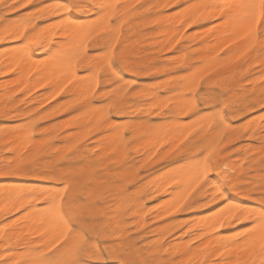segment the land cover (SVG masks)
<instances>
[{
    "label": "snow or ice",
    "instance_id": "obj_1",
    "mask_svg": "<svg viewBox=\"0 0 264 264\" xmlns=\"http://www.w3.org/2000/svg\"><path fill=\"white\" fill-rule=\"evenodd\" d=\"M132 7L136 12L126 14L128 6L114 4L112 0H97L96 3L56 0L55 4L47 0L42 4H37L35 0H10V3L0 0V21H3L0 23V46L11 42L7 55L16 62L10 71L18 76L27 72V79L42 77L40 88H48L53 80H57L55 87L58 91L53 93V99L62 95L77 80L81 83L87 81L86 73L77 76L80 55L86 49V42L97 38V44L106 41L103 48L94 46V54L102 57L95 67L101 72L106 69L101 95L108 99L97 101V104L106 107L98 108L96 118L87 125L95 127L101 144L109 134L119 135L121 132L118 121L127 119L128 89L135 84V79L128 80L126 76L128 65L136 61L132 59L133 53L127 51L126 45L121 42L124 24L128 23L129 15L139 13L140 9L152 12L161 6L139 4L137 0V5ZM121 8L125 9V13L120 12ZM163 8H172L181 24L167 45L169 50L176 48L172 57H179L184 52L181 41L192 46L190 35L186 37L183 33L192 29L193 25L216 31L194 46L204 48L211 43L206 51L195 52L193 57H185L183 61L169 58L171 66L178 69L169 75L178 80L179 85L170 89L175 94V101L170 99L156 106L155 114L169 116L174 110L175 114L185 117L182 127L186 134L182 133L173 140H169L167 135L162 140L158 138L147 153L149 159H145L140 167H145L152 159H167L169 162L149 177L154 185L159 182L161 186H167L165 191L171 189L169 196L163 198L168 202L165 209L167 215L174 217L176 213L187 212L194 206L212 204L215 219L209 227L213 235H207L205 229L193 232L185 245L179 246L177 241L178 246L171 251V242L165 244L159 238V248L155 243H146L143 237L147 233L134 222L141 213L147 216L152 207L164 209L160 201L148 208L141 207V202L150 199L152 192L142 195L141 200L135 203L130 202L133 199L131 196L122 202L117 201L119 212H122L119 219L115 205L101 214L97 209L108 201L93 203L85 198L79 191L82 173L74 170L77 166L70 162L57 166V158L70 161L67 154L61 156L57 149L55 155H44L28 146L14 162L7 165L12 169L14 163V170L0 175L34 176L49 182L59 179L60 183L28 188L0 184V213H18L12 215L10 222L4 223V231L0 232L4 247L0 264H264V156L260 157L257 171L253 165L257 154L240 161L238 158L244 155L238 151L241 145L228 147L226 143L231 142V135L241 133L248 139L259 129L261 152H264V71H260L259 81L254 75L243 74L249 66L264 67V0H184L183 3L177 0V6L165 4ZM21 9L27 11L22 12ZM81 11L94 13L91 23H78L82 17L75 14ZM55 12L66 14L58 17L60 23L50 27L33 23L37 19L53 16ZM8 13H18L19 16ZM159 15L166 13L160 12ZM167 15L171 17L172 14ZM140 18L156 25L162 23L152 16ZM203 21L208 23L203 24ZM221 30L224 32L223 39H215L216 32ZM254 60L256 63H253ZM17 68H20L19 72ZM90 71L93 70L86 69V72ZM139 71L146 72L147 69ZM256 83H259V88ZM99 87L100 80L94 73L88 94L94 95V89ZM31 91L29 89L25 97L31 95ZM136 91L132 88L133 93ZM20 92H24V88H20ZM80 95L85 94L81 92ZM162 95L168 96V92ZM85 107L91 108L92 105ZM254 111L258 114V121L249 117ZM237 117L244 118L239 128L236 127ZM228 128H232V132L226 137L223 133ZM128 135L132 136V132ZM137 142L133 140L127 146L131 148ZM91 146L98 148V144ZM52 147L55 148V145ZM113 152H116L115 148ZM157 153L160 155L157 156ZM228 153L235 155L227 159L237 160L231 169L225 159ZM100 155V151L95 153L97 157ZM114 158L109 157L110 160ZM141 159L144 157L141 156ZM80 163L83 164V161ZM45 164L49 165L47 169ZM66 168L73 171L65 172ZM193 170L195 179H186ZM146 182L141 180L125 192L131 193ZM159 194L157 190L156 195ZM190 199L194 202L189 203ZM29 201L40 203L37 206ZM34 212L39 217L38 225H33L35 238L30 230L26 231L27 225L21 219L32 216ZM158 215L161 219L165 218L163 211ZM152 220L155 222V217ZM226 226L230 230L228 236L211 243L217 236H223L216 229H225ZM9 229L11 234L6 236ZM186 231L191 232L192 229L187 228Z\"/></svg>",
    "mask_w": 264,
    "mask_h": 264
},
{
    "label": "rangeland",
    "instance_id": "obj_2",
    "mask_svg": "<svg viewBox=\"0 0 264 264\" xmlns=\"http://www.w3.org/2000/svg\"><path fill=\"white\" fill-rule=\"evenodd\" d=\"M91 1L92 0H86L87 3L97 2V0H93L92 2ZM6 2L10 3V0H6ZM35 2L37 4H42L45 2V0H35ZM47 2L55 4L56 0H47ZM73 2H78V0H73ZM180 2L183 3L184 0H180ZM112 3L117 5H127L128 9L126 14L136 12V9H134L132 6L137 5V0H131V1L112 0ZM139 4H145V5L155 4V5H160L161 7L159 9H153L152 12H147L144 9H140L139 13L135 15H129L128 23L124 24L123 27L124 31L122 29L124 35L121 37V42L125 44L126 41L124 42V38L125 36H128V38L130 39L129 42L133 47L132 48L130 46L133 56H135L134 54L135 50L139 49L140 54L142 53L141 54L142 56L147 57L150 60V63H154L157 67V70H153L147 74L132 73L130 71L126 73L128 80L135 79V84H133L134 86L132 85L128 89L130 91L129 92L130 95L128 97L129 104L126 106L127 119L126 120L122 119L118 121V123L121 124V132L119 133V135H115L116 133H111L107 137L103 138L104 143L101 144L97 139V130L95 129V127L94 126L92 128L87 127V125H89L91 121L93 122V120L96 118V110L98 108L103 109L106 107V105L104 104H97V101L108 99L107 96L101 95V89L105 87L103 77L105 75L106 69L105 72H101L98 68L95 67V65L101 60L102 57L94 54V46L103 48L106 45V41H100L99 44H97L98 38L93 39L90 42H86V49L80 55V66L78 67L77 76H80L81 73H86L88 83L83 88L78 90L79 92L75 91L74 93L73 91H70V88L73 86V84H70L68 88L64 90L62 95L56 96V98L53 99L52 95L55 91H58V89H54V87H48V88H42L43 90H41L40 92L39 90L40 87L34 86L32 87L31 95L25 97V93H27L28 90H24V92L20 93V88L22 87L18 86L12 88V92L10 93L9 97L0 96V109L1 110L7 109V106L9 105L12 112V116L10 117L0 116V139H1L0 143H2L1 145H3V146L0 145V158H1L0 164L7 166L10 162H14V160L18 158L23 152L24 150L23 148H26L28 146H32L33 148L41 151L44 155H55V151L59 149L61 156L67 154V157H70L71 159L70 161H65L57 158L59 159L57 160V166L60 162L61 163L70 162L71 164L77 166L76 169L74 170L82 173L79 191L84 193L85 198L91 200L93 203H100L104 199L108 201L107 204H102L97 209V211H99L101 214L108 212L111 209L109 207H113L114 205L118 206L117 209L119 212L120 206L116 205L117 201L122 202L123 200H126L129 198V196H131L133 197V199L130 202L135 203L136 201L141 200L142 195H147L149 192L153 193L152 197L146 201H142L141 207L148 208L149 206L154 205L155 201H160L162 204L167 202L163 198L169 196V194L171 193V189L165 192L164 189L166 185L163 188H161L162 186L159 184V182H157L154 185L153 180H150L149 177L152 176L155 170L160 169L163 164L168 163L169 161L167 159H160V160L152 159L145 167L142 168L140 167V165L141 163L144 164L145 159H149V157L146 155L151 150L153 144H155L158 138L162 140V138L167 135L168 138L170 137L169 140H173L176 139L177 137H180L182 133L186 134L184 133V129L182 127L183 121L186 119L185 117L175 114L174 110L172 113L169 114V116H164L163 113L160 114L159 116L155 114L156 106L162 105L163 103H166L170 99L175 101V94L172 93L170 89L178 87L179 81L173 79L169 75V73L177 71L178 69L171 66L169 58L172 59L178 58L183 61L185 57L188 58L193 57L194 56L193 52L203 51L200 48H196L194 46L199 44V41L203 39L205 34H203L202 32L206 28H202L199 25H193L192 29H188L186 32L183 33L186 37H189L190 35L192 46H188L187 44H185V41H181V45H184L185 48L184 52L180 53L179 55L180 58L172 57V53L176 51V48H172L171 50H169V47H167V45L172 35L174 34L175 30L180 29L181 24H180V19L175 17V13H173V9L172 8L165 9L163 8V5L170 4L173 6H177V0L175 1L139 0ZM31 7L32 6L30 5L29 8ZM21 11L26 12L27 10L21 9ZM166 11L167 13L172 12L171 17L167 15ZM120 12L125 13V9L121 8ZM160 12L166 13V15L160 16L159 15ZM153 13H156V15H153ZM8 15H13L17 17L19 16L18 13H8ZM75 15L78 17H83L84 21L82 18L81 20L78 21V23L85 25L91 23L94 13L82 11V12H77ZM60 16H66V14L61 12H55L53 16H46L44 20L37 19L33 23L37 25L46 24V26H51L54 22L57 23L58 21H60L58 20V17ZM141 16H152L153 19H159L161 20L162 23L160 25H156L153 24L150 20L141 19L140 18ZM170 18H171V23L169 22ZM54 20H58V21H54ZM50 22L52 23L49 24ZM0 23H3V21H0ZM207 23L208 22H205L203 24H207ZM153 28H156L157 31H152ZM193 29H195V31H193ZM128 32L129 34H127ZM168 33L169 35H167ZM196 33H199L200 35L197 34L196 36ZM165 36H167L168 39H164ZM10 43L11 42H6L4 46H0V53H2L5 50H6L5 52L7 53L9 51L8 45ZM181 45H177L176 47H180ZM145 49H148V51H145ZM4 53L0 54V56H3ZM117 55H119V53H117ZM132 59H134V57H132ZM253 63H256V61L254 60ZM101 67H104V65L101 64ZM86 69H92L93 71L86 72ZM158 71L160 72L158 73ZM260 71H264V67L258 68V67L249 66V68L243 74L254 75L256 81H259L261 79ZM94 73L97 74V78L100 80L101 86L99 88L94 89L95 92L94 95L91 94L87 95L88 93L87 90L92 83V76ZM150 74L151 76H149ZM3 79H8V77H3ZM255 86L259 88V83H256ZM132 88H136L137 91L133 93ZM49 89H52L53 92L49 91ZM153 89H156V91H152ZM0 91H1L0 95L5 92L4 89H1ZM80 92H83L86 96L80 95ZM164 92H168V96L162 95ZM49 94L51 96H49ZM79 95L82 97L79 98ZM94 96L96 97V99ZM84 98L88 101H85ZM85 105H92V107L86 108ZM80 109L83 110L80 111ZM27 110H32V112L30 111L28 117L26 116L15 117V115H17L19 111L24 112ZM164 111H168V109H164ZM257 115L258 114L254 111L249 114V117L255 118L253 120H258L256 119L258 118ZM137 117H140V119H137ZM241 120H244V118L243 117L236 118L237 128L240 127ZM138 123L143 126V129L141 132L134 133L131 130V126L133 124H138ZM84 124L86 126H84ZM20 129H26L28 131L27 132L28 138L20 142L19 141L13 142L12 138ZM63 130L66 131L63 133ZM129 132H132V136L128 135ZM231 132H232V128H228L226 131H224L223 134L224 135L227 134V137H229V134ZM195 134L196 133L194 132L193 135ZM57 135H59L60 137ZM55 138L57 139L55 140ZM61 139L64 141H62ZM229 139L231 141L230 143L226 141L228 147H231L232 144L241 145L238 151L243 152L244 155L238 158L240 161H246L250 159V155L252 154L258 155L257 160L253 162L255 169L258 171L260 167V157L264 156V152H261V142L259 141V129H257V131L254 132L251 135V137H249L248 139H245L243 134L241 133L231 135ZM133 140L138 142L132 144V147L129 148L127 144H130ZM3 143L5 145H7L8 143L9 144L5 146ZM13 143H15L16 145L19 143L18 145L20 146V148L18 147V150L16 149V151H12V149H14ZM21 144L24 145V147ZM92 144H98L100 149L99 148L93 149L91 146ZM53 145H55V148L52 147ZM72 145H75V147H73ZM3 147H6L7 149ZM70 148L72 149L71 152L68 151V149ZM114 148L116 149V152H113ZM136 149H139V151L137 152ZM9 150L11 152H9ZM97 151L101 152V155L98 157L95 156V153ZM161 152H163V149H161ZM73 153H75L76 155L73 156ZM11 155L14 157H12ZM159 155L160 153H157V156ZM234 155L235 153H228L225 158L227 159L228 156H234ZM110 156H113L115 158L110 160L109 159ZM140 156H143L144 159H141ZM41 157L44 158V156ZM177 159H179V157H177ZM82 160H83V164L79 162ZM227 162L229 169H231L233 165L237 163V160L227 159ZM47 165L48 164H45L44 168H48L49 165L48 167ZM69 171H73V169H67V172ZM192 173L194 174L195 171L193 170L189 174L192 175ZM190 175L189 177H191V180H194L195 177L193 178ZM193 176H195V174ZM33 178L34 177L16 178L14 176H7V177L0 176V184L15 182L16 185L20 186V184L22 183L21 185L25 187L26 185L24 184L29 183L28 185L29 187H40L46 184L49 185L50 183H56V184L60 183L59 179L53 182H49V181H40L37 178L34 179ZM141 180L147 182L141 184L139 189H133L131 193L125 192L126 189L132 188L133 185L139 184ZM86 183H88L87 186H85ZM129 183L130 184L133 183L131 185L132 187H130ZM173 187H175V185H173ZM89 189L93 191V195L87 193ZM157 190H159L160 193L159 195H156ZM121 193H124V195H121ZM195 198L203 199V197H195ZM193 202H194L193 200L191 199L189 200V203H193ZM39 203L40 201H37L38 205ZM166 208H164L163 211L165 217L164 219H161L160 215H158L159 208L152 207L151 210L148 212L149 214L147 215L148 218L144 216L143 213H141L139 219L134 222L141 224L140 230L147 233V235L143 237L146 243L151 242L161 246L160 243L157 242V238H159L165 244L171 242L172 247H174L177 245V241H180L179 242L180 246L185 245L188 242V238L192 237L193 232L200 231L201 229H205V230L207 229L206 230L207 235H210L208 234L209 228H207V226L209 227L214 222L213 220H211L212 217H215L211 215V214H215L212 213V209L214 208V205L212 204L197 205L192 207L187 212L181 211L176 213L174 217H170L167 215L165 211ZM155 210L157 211L154 212ZM207 212L208 215H206ZM3 215L4 214L0 213V232L4 231L3 228L4 223L11 221V217H12L11 215H18V213L11 215L5 214L4 217H2ZM205 215L207 217L206 220L200 219V218H205L204 217ZM121 216H122V212H119L117 218L119 219ZM152 217H155V222H153ZM198 219L200 221L204 220V223H210L211 220V224L210 225L207 224L206 226L201 221L200 222L201 224L197 226L199 221ZM190 221L192 222V224H190ZM143 222H146V224ZM187 228H191L193 232L192 231L187 232L186 231ZM8 231H11V229H9ZM218 231L220 232L227 231V233L229 234L230 230L226 226L225 229L217 228L216 232L219 233ZM182 232L188 234L189 236L185 234L182 235L181 234ZM35 235L36 234L34 233L33 238H35ZM133 235H136V233H133ZM202 235H204V233H202ZM182 240H184L183 242L185 241L187 242L183 243ZM197 243H199V241H197ZM171 250L172 248L169 251ZM0 251H1L0 254H2L4 251L3 241H0ZM161 255H163V253Z\"/></svg>",
    "mask_w": 264,
    "mask_h": 264
},
{
    "label": "bare ground",
    "instance_id": "obj_3",
    "mask_svg": "<svg viewBox=\"0 0 264 264\" xmlns=\"http://www.w3.org/2000/svg\"><path fill=\"white\" fill-rule=\"evenodd\" d=\"M93 1V0H92ZM91 1V2H92ZM131 1V0H130ZM173 1H175V0H173ZM82 12V11H81ZM166 13H167V11H166ZM168 13H170V12H168ZM174 13V12H173ZM171 14H172V12H171ZM83 18V17H82ZM86 19V18H85ZM171 19V18H170ZM59 20V19H58ZM58 20H54V21H58ZM81 20V19H80ZM83 21H84V18H83ZM61 21H58L57 23H53V24H58V23H60ZM146 22V21H145ZM205 22H207V21H203L202 23H205ZM52 22H50L49 24H51ZM85 23V22H84ZM148 23V22H147ZM149 24V23H148ZM85 25H87V24H85ZM50 27V26H49ZM196 28V27H195ZM217 28H221V26H219V25H217ZM123 31H124V29H123ZM213 31H216V29H212L211 31L209 30V29H205L202 33L203 34H205V36L203 37V39H208L209 37H211L212 36V32ZM130 32V31H129ZM129 32L127 33V34H129ZM131 32H133V31H131ZM164 32V31H163ZM198 32V31H197ZM200 32V31H199ZM124 33V32H123ZM160 33V32H159ZM126 34V33H125ZM197 34H199V33H196V36H197ZM167 35H169V33L167 34ZM200 35V34H199ZM198 35V36H199ZM223 36H224V32H223V30H221V31H218V32H216V37H215V39H223ZM128 36H125V38H124V42L126 41V43H125V45H126V48H127V51H130L131 52V43L129 42L130 41V39L128 38ZM203 39H201L200 41H199V44L201 43V41L203 40ZM149 41V40H148ZM152 43V42H151ZM198 43V42H197ZM184 44V43H183ZM131 46V47H130ZM211 47V43L209 44V45H205L204 46V48H200L201 50H203V51H206L207 49H209ZM133 48V47H132ZM6 51V50H5ZM5 51H3L2 53H4ZM190 51V50H189ZM2 53H0V54H2ZM6 53V52H5ZM4 53V55L3 56H0V78H1V80H0V90L1 89H4L5 90V92L3 93V94H1L0 96L2 97V96H5V97H9V95H10V93L12 92V88H14V87H22V88H24V90H28L29 91V89H31L32 90V87H34V86H39V81L42 79V77H37L36 79H27V72H25L23 75H17L15 72H11L10 71V67H15L16 66V62H15V60L14 59H11V58H9V56L7 55V53L5 54ZM193 53H195V52H193ZM134 54H135V56H133L134 57V59H133V61H136V63H130L129 65H128V67H129V71L130 72H132V73H139V74H147V73H149V72H151V71H153V70H157V67H156V65L154 64V63H150V60L147 58V57H145V56H142L141 54H140V51H139V49H137V50H135V52H134ZM180 58V57H179ZM84 62V61H83ZM85 63V62H84ZM153 65H155V67H153ZM23 65H21V67H22ZM141 68H144V69H147V71L146 72H140L139 71V69H141ZM80 70V69H79ZM20 71V68H17V72H19ZM160 71H158V73H159ZM166 72V71H165ZM33 73H35V70H33ZM130 74V73H129ZM44 75H48V73L47 72H44ZM88 75V74H87ZM149 76H151V74L149 75ZM148 76V77H149ZM3 77H8V79H3ZM93 77V76H92ZM130 79H132V78H130ZM157 79H159V78H157ZM259 79V78H258ZM139 81V80H138ZM137 81V82H138ZM142 81H144V80H142ZM146 81H148V80H146ZM58 83V81L57 80H53L52 81V83H50L49 85H48V87H54V89H58V88H56L55 87V85ZM87 81L85 82V83H81L79 80H77L74 84H73V86L70 88V91H73L74 93H75V91H78V90H80L81 88H83L85 85H87ZM61 87H62V85H60ZM89 86V85H88ZM101 86V85H100ZM134 86V85H133ZM40 90V92H41V90H43L42 88H40L39 89ZM48 90V89H47ZM167 90V89H166ZM129 91V90H128ZM162 91H164V90H162ZM1 92V91H0ZM39 92V93H40ZM53 92V91H52ZM79 92V91H78ZM130 92V91H129ZM142 92V91H141ZM21 93V92H20ZM47 93V92H46ZM81 93V92H80ZM152 93V92H151ZM165 93V92H164ZM97 94V93H96ZM19 95V94H18ZM45 95H47V94H45ZM87 95H88V93H87ZM34 96V95H33ZM49 96H51L50 94H49ZM53 96V95H52ZM84 96H86V95H84ZM16 97H18V96H16ZM32 97V96H31ZM75 97V96H74ZM76 97H78V96H76ZM80 97H82V96H80L79 95V98ZM95 97V96H94ZM102 97V96H101ZM97 98H98V96H97ZM85 99V98H84ZM95 99H96V97H95ZM14 100H16V99H14ZM85 101H88V100H86L85 99ZM12 102V101H11ZM145 102H147V101H145ZM139 103H142V102H139ZM22 104H24V103H22ZM8 105V104H7ZM145 105V104H144ZM129 108H130V106H129ZM133 108V107H132ZM134 109V108H133ZM42 110V109H41ZM63 110V109H62ZM30 111L32 112V110H27V111H24V112H22V111H19V113L17 114V115H15V117H17V116H26V117H28L29 116V114H30ZM60 111V110H59ZM132 111H134V110H132ZM65 112V111H64ZM38 113V112H37ZM93 114V113H92ZM130 114V113H129ZM162 114V113H161ZM0 116H3V117H10V116H12V112H11V109H10V107H9V105L7 106V109H3V110H1L0 109ZM159 116V115H158ZM256 116V115H255ZM258 116V115H257ZM156 117V116H155ZM162 117V116H161ZM143 118V117H142ZM238 118V117H237ZM251 119H255V118H251ZM256 119H258V118H256ZM126 120V119H125ZM32 121V120H31ZM242 121V120H241ZM258 121V120H257ZM245 122V121H244ZM90 123H92V121L90 122ZM239 123V122H238ZM84 126H86L85 124H84ZM39 127V126H38ZM55 127V126H54ZM37 128V127H36ZM59 129H62V128H59ZM67 129V128H66ZM126 129V128H125ZM124 129V130H125ZM142 129H143V126L141 125V124H133L132 126H131V130L134 132V133H137V132H141L142 131ZM51 130H53V129H51ZM66 131V130H65ZM64 130H63V133L65 132ZM27 130L26 129H20L15 135H14V137L12 138V141L14 142V141H23L24 139H27L28 138V135H27ZM168 132V131H167ZM170 132V131H169ZM183 132V131H182ZM61 133V132H60ZM68 133V132H67ZM93 135V134H92ZM115 135H117V134H115ZM226 135V137H227V134H225ZM39 136V135H38ZM57 136H59V135H57ZM172 136V135H171ZM60 137V136H59ZM69 138V137H68ZM170 138V137H169ZM57 138H55V140H56ZM58 139H60V138H58ZM1 140V139H0ZM62 140V139H61ZM62 141H64V140H62ZM88 141V140H87ZM86 141V142H87ZM86 142H84V143H86ZM83 143V144H84ZM2 143H0V145H1ZM4 144V143H3ZM7 144V143H6ZM9 144V143H8ZM7 144V145H8ZM19 144V143H18ZM16 145L15 143H13V146H14V149H12V151H16V149L18 150V147L20 148V146L19 145ZM22 144H24V143H22ZM21 144V145H22ZM68 144V143H67ZM71 144H73V143H71ZM82 144V145H83ZM5 145V144H4ZM7 145H5V146H7ZM69 145V144H68ZM128 145V144H127ZM1 146H3V145H1ZM12 146V145H11ZM12 146V147H13ZM23 147H24V145H22ZM71 146V145H70ZM73 146V145H72ZM79 147V146H78ZM3 148H6V147H3ZM22 148V147H21ZM89 148V147H88ZM98 148H99V146H98ZM260 148V147H259ZM7 149V148H6ZM6 149H4V150H6ZM24 149V148H23ZM23 149H21V150H23ZM62 149H64V148H62ZM100 149V148H99ZM3 150V149H2ZM73 151H75V150H73ZM9 152H11L10 150H9ZM135 152V151H134ZM147 152V151H146ZM90 153V152H89ZM249 153V152H248ZM76 154H77V152H76ZM145 154V153H144ZM8 155V154H7ZM13 155V154H12ZM11 155V156H12ZM16 155V154H15ZM82 155H84V154H82ZM146 155V154H145ZM146 156H148V155H146ZM4 157V156H3ZM2 157V158H3ZM12 157H14V156H12ZM91 157V156H90ZM141 157V156H140ZM41 158H43V157H41ZM128 158H130V157H128ZM137 158V157H136ZM136 158H134V159H136ZM1 159V158H0ZM82 159H85V158H82ZM226 159V158H225ZM10 160V159H9ZM57 160H59V159H57ZM94 160V159H93ZM11 161V160H10ZM83 161V160H82ZM80 162V161H79ZM95 162V161H94ZM61 163V162H60ZM63 163V162H62ZM139 163V162H138ZM163 163V162H162ZM165 163V162H164ZM141 164H143V163H141ZM151 164H152V162H151ZM158 165H160V164H158ZM157 166V165H156ZM14 167H15V165H13V168L12 169H9L7 166H5V165H2V164H0V173H3V172H5V171H12V170H14ZM47 167H48V165H47ZM110 168V167H109ZM143 168V167H142ZM154 168H156V167H154ZM45 169H47V168H45ZM78 169V168H77ZM153 169V168H152ZM41 170H44V169H41ZM144 170V169H143ZM64 171L65 172H67V169H64ZM100 171V170H99ZM150 172V171H149ZM98 173V172H97ZM143 174V173H142ZM195 174V173H194ZM193 173H192V175H190V176H192L193 178L195 177V176H193L194 175ZM189 175H188V177H186V179H191V177H189ZM0 176H3V175H0ZM14 177H16V178H18V177H34V176H14ZM34 178H36V177H34ZM33 178V179H34ZM91 179V178H90ZM86 182H88V181H86ZM91 182V181H90ZM5 184V183H4ZM6 184H8V185H10V186H19V185H16L15 184V182H12V183H6ZM19 184V183H18ZM22 184V183H21ZM20 184V186L21 187H24V186H22ZM90 184V183H89ZM130 184V183H129ZM128 184V185H129ZM133 183H131L130 184V187H132L131 185H132ZM24 185H26L24 188H28L29 186V183L28 184H24ZM30 185H31V183H30ZM88 185V183H86V185L85 186H87ZM43 186H48L47 184L46 185H43ZM165 186V185H164ZM164 186H162L161 188H163ZM166 187V186H165ZM160 188V187H159ZM158 189V188H157ZM167 191H169V189L167 190ZM161 192V191H160ZM166 192V191H165ZM87 193H90L91 195H93V191L91 190V189H89L88 191H87ZM84 194V193H83ZM166 194V193H165ZM164 194V195H165ZM163 195V194H162ZM168 195V194H167ZM178 195V194H177ZM110 196V195H109ZM108 196V197H109ZM102 198H104V197H102ZM104 200H106V199H104ZM156 202V201H155ZM29 203H36L37 204V201H29ZM166 203V204H165ZM164 203V208H166V207H168V204H167V202H165ZM165 205H167V206H165ZM37 206H38V204H37ZM118 207V206H117ZM109 208H112V207H109ZM158 210V209H157ZM157 210H155L154 212H156ZM159 211H164V209H160L159 208ZM158 211V213H160ZM166 211V210H165ZM209 212V211H208ZM208 212H207V214L206 215H208ZM167 213V212H166ZM183 213V212H182ZM212 213H214L213 211H212ZM14 214H17V213H14ZM180 214V213H179ZM205 214V213H204ZM5 215V214H4ZM4 215L2 216V217H4ZM149 215V214H148ZM201 215V214H200ZM206 215L204 216L205 218H200V219H205L206 220ZM212 216H215V214H211ZM12 216V215H11ZM211 216V217H212ZM147 217V216H146ZM146 217H144V218H146ZM210 217V218H211ZM148 218V217H147ZM22 219V222L25 224V225H27V228H26V231H31L32 232V235L35 233L36 234V232H35V228L33 227V225L35 224V225H38V223H39V217L38 216H36L35 215V212L33 213V215L32 216H29V217H26V218H21ZM208 219H209V217H208ZM214 219H215V217H212L211 218V220H213L214 221ZM7 220V219H6ZM199 220V219H198ZM211 220H210V223H204V220H201L202 221V223H204L206 226H207V224L208 225H210L211 224ZM4 221H5V219H4ZM200 220L198 221V225L197 226H199V224H201L200 222H201ZM214 223V222H213ZM190 224H192V222L190 221ZM141 225V224H140ZM186 227V226H185ZM201 227V226H200ZM200 227H198V228H200ZM207 228H209L208 229V234H210V235H213V232H212V228L211 227H208L207 226ZM144 230V229H143ZM207 230V229H206ZM217 230V229H216ZM201 231V230H200ZM193 232V231H192ZM219 233H223V236H217L215 239H213V241H211V243H213V244H215L216 242H217V240H223V239H225L227 236H228V233H227V231H223V232H220V231H218ZM206 233H207V231H206ZM9 234H11V231H8V233H6V236L7 235H9ZM185 235H188V234H185ZM189 236V235H188ZM173 237V236H172ZM178 239V238H177ZM180 240V239H179ZM165 241H167V240H165ZM184 240H182V242H183ZM15 242V240H13L12 241V243H14ZM175 242V241H174ZM180 242V241H179ZM185 242H187V241H185ZM185 242H183V243H185ZM176 243V242H175ZM182 243V244H183ZM205 243H209V241L208 240H206L205 241ZM178 246V244L176 245V246H174V247H172V249L173 248H175V247H177ZM180 246V245H179ZM183 246V245H182ZM156 247L157 248H159L160 246L159 245H157L156 244ZM171 249V248H170ZM169 249V250H170ZM1 252V251H0Z\"/></svg>",
    "mask_w": 264,
    "mask_h": 264
}]
</instances>
